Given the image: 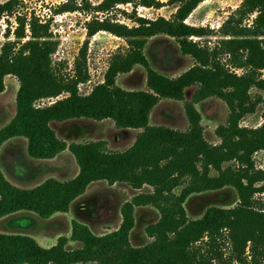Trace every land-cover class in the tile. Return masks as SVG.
Listing matches in <instances>:
<instances>
[{"label": "trees", "instance_id": "obj_1", "mask_svg": "<svg viewBox=\"0 0 264 264\" xmlns=\"http://www.w3.org/2000/svg\"><path fill=\"white\" fill-rule=\"evenodd\" d=\"M203 1L169 0L177 6L171 18L146 19L135 16L134 10L133 26L110 17H93L86 24L87 37L72 73L60 71L53 63L58 41L51 19L43 21L34 13L18 12L23 0L0 2V23L12 15L17 23L13 40L9 27L4 33L7 40L0 50V92L5 89L6 75H15L20 83L16 114L0 129V147L23 136L33 158L51 159L68 148L79 166L72 179L52 177L32 188L14 185L0 169V218L21 210L42 218L68 212L94 181L126 183L136 189L152 187V191L140 192L125 202L120 226L103 235L74 221L70 238L61 236L56 244L45 247L32 236L0 232V264H264V199L256 196L264 193V167H257L254 160V154L264 149V123L257 127L239 124L258 103H264L261 95L251 93L252 88L264 90V0H243L218 30L222 37L214 46L200 39L210 35V29L186 21ZM76 2L62 3L57 12L76 10ZM124 3L163 4L160 0H103L95 10L109 12ZM252 15V22L247 23ZM99 31L123 38L128 51L114 54L105 80L82 94L79 84L90 78L88 46ZM159 34L173 37L180 52L195 61L178 77L152 68L144 53L148 40ZM138 64L147 68L148 89L121 88L117 76ZM229 66L244 72L239 74ZM192 85L199 87L193 100L185 103L190 122L187 131L149 124L151 112L162 98L184 100L186 88ZM211 96L229 107L227 123L216 130L219 144L205 139L201 115L194 105ZM45 98L55 100L37 104ZM82 117L112 119L119 128L142 131L131 147L115 151L104 140L68 145L51 126L52 122ZM230 162L234 164L224 167ZM213 169L217 174H211ZM225 187L237 193L235 206H210L202 217H188L184 202L189 195ZM143 205L156 207L161 216L146 227L153 240L134 246L130 234L135 226V207ZM70 239L79 241L81 247L68 249Z\"/></svg>", "mask_w": 264, "mask_h": 264}, {"label": "rangeland", "instance_id": "obj_2", "mask_svg": "<svg viewBox=\"0 0 264 264\" xmlns=\"http://www.w3.org/2000/svg\"><path fill=\"white\" fill-rule=\"evenodd\" d=\"M7 0H0L5 2ZM68 0H23L18 12L38 15L43 21L51 19V29L54 39L58 41L57 50L52 58L55 66L64 73H72L74 61L86 40V24L93 17H110L113 20L133 26L136 24L132 16L146 19H156L160 16L171 18L177 6L169 0H160L159 7L134 5L132 3L118 4L109 12H99L95 7L103 0H77L78 8L74 11L57 12L62 3ZM243 0H205L187 18L189 24L203 26L210 29V35L200 38L214 46L222 37L218 32L228 16ZM255 15L246 22L251 23ZM17 23L15 16H5L0 23V50L7 40L5 31L11 29L10 39H14L13 30ZM29 32V31H28ZM197 38V37H196ZM195 38V39H196ZM127 42L110 32L99 31L90 40L87 53V65L90 78L79 84L82 94L89 93L94 86L103 82L112 57L116 53H126ZM144 53L150 66L160 73L170 77H178L195 64L189 55H183L178 42L166 34L156 35L148 40ZM224 59V58H223ZM226 61V58L223 60ZM227 62V61H226ZM239 74L241 68L229 66ZM148 71L142 65H136L129 72L117 76V84L125 90H146ZM5 89L0 92V129L7 125L16 114V97L19 90V80L15 75H6ZM198 85H192L185 90V99L176 100L162 98L151 112L149 124L166 126L173 129L187 131L190 122L186 113V101H192ZM253 96L261 95L264 90L251 89ZM66 93L58 98L64 97ZM55 98H45L37 104L46 105ZM201 115L203 135L211 144H219L221 138L217 135V127L226 124L229 116L227 103L216 97H207L194 104ZM264 103L260 102L253 113H248L240 120V125L257 127L264 123ZM52 128L60 139L69 145L72 142H87L104 140L111 150L123 151L131 147L142 129L119 128L112 119L94 120L90 118H73L61 122H52ZM257 167H264V149L254 154ZM233 165L234 162L225 163ZM0 169L4 176L14 185L22 188H32L43 183L48 178L61 181L74 178L79 173V166L75 156L67 148L51 159L33 158L28 153V140L23 136H16L5 141L0 147ZM211 174H217L213 169ZM182 187L176 189L179 193ZM152 191V187L145 185L141 189L133 188L126 183L109 184L105 180L94 181L89 184L86 192L76 198L68 212H57L49 218H42L32 211L21 210L0 218V232L24 234L34 237L41 245L50 247L57 243L61 236L71 237L73 222L87 225L94 234L103 235L117 229L122 222V205L132 200L140 192ZM264 199V193L256 194ZM238 202V196L232 187L219 190L193 193L187 197L184 207L190 219L203 216L210 206L233 207ZM135 226L131 231L130 240L134 246H143L152 241L146 227L159 220L160 211L152 205L135 207ZM81 247L79 241L69 240L68 249ZM97 264V263H78Z\"/></svg>", "mask_w": 264, "mask_h": 264}]
</instances>
